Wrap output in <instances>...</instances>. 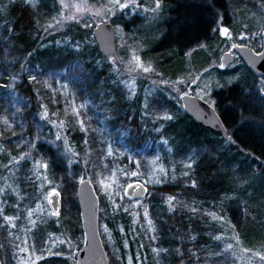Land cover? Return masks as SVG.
Listing matches in <instances>:
<instances>
[{
	"label": "trees",
	"instance_id": "trees-1",
	"mask_svg": "<svg viewBox=\"0 0 264 264\" xmlns=\"http://www.w3.org/2000/svg\"><path fill=\"white\" fill-rule=\"evenodd\" d=\"M32 1L35 5L29 6L25 0H15L14 5L0 0L1 169L17 163L27 166L26 159L36 165L43 161L50 182L57 183L60 192H74L69 203L61 195L60 216L75 215L79 237L76 186L89 180L98 197L97 226L108 264H264V237L252 217L254 195L244 191L246 175L264 166V101L251 96L255 82H222L212 89L210 97L226 136L192 120L171 93L168 101L152 96L147 107L138 89L146 85L170 92L171 79L158 72L169 59L161 63L149 59L167 53L183 56L214 40L218 26L236 33L233 11L254 9L264 0H161L167 2V17L150 36L152 46L140 53L126 39L151 69L132 72L130 78L116 54L105 57L94 44L91 31L102 22L99 18L61 23V3ZM115 20L109 22L121 24L124 36L140 23L135 17L122 23ZM236 61L254 80L264 78L237 56ZM234 70L219 71V80ZM191 71L190 78L199 69ZM69 78L90 85L93 92L70 94L64 85ZM123 85L136 102L112 99ZM170 119L173 131L163 128ZM56 135L74 152L76 164L71 169L57 151L45 148ZM223 156L237 159L240 192H231L230 181L223 179L228 177L220 171ZM148 161L162 167L160 183L142 175L129 177L136 169L146 174ZM38 176L25 173L24 179L32 182ZM102 180L105 187H100ZM133 181L145 185L143 198L124 196L125 186ZM25 188L23 181L21 192ZM257 196L263 209L264 195Z\"/></svg>",
	"mask_w": 264,
	"mask_h": 264
},
{
	"label": "rangeland",
	"instance_id": "rangeland-1",
	"mask_svg": "<svg viewBox=\"0 0 264 264\" xmlns=\"http://www.w3.org/2000/svg\"><path fill=\"white\" fill-rule=\"evenodd\" d=\"M1 1L8 4L11 2L14 5L15 0ZM25 1L29 6L35 5L32 0ZM57 2L61 3V5L59 4L61 23L95 20L97 18L102 22H109L110 18H116L117 23H122L123 21L128 22L127 20L130 17L137 18V22L140 23H135L130 28L131 31L125 34L126 38L121 24L120 26L118 24L113 25L117 47L115 58L119 60L120 64L122 63L123 68L129 75L128 78L131 77L132 72H149L144 69H150V66L141 60L140 56L131 48V43L126 39L133 41L140 53L145 52L147 48L152 46L153 42L150 40V36L158 32L161 29V24L166 20L167 2L161 0H94V2H88L87 0H57ZM157 4H159V7H157ZM121 5H126V7H121ZM35 8L33 7L34 13L40 15ZM262 12H264V2L254 9L235 10V14L233 11L232 15L236 19L232 27L237 31L236 33L232 31L231 27L218 26L217 37L214 40L208 44L198 46V48L183 56L178 57L167 53L149 59L153 63L157 60L161 63L165 59H169L168 63L161 66L158 72L161 76L171 79L169 82L171 87L170 92H167L163 88L140 85L138 88L139 95L146 102V106L151 107L152 102L148 100L152 96L156 101L159 99L168 101L171 94L177 100L183 94H190L199 97L214 108V101L210 97V93L213 88H220V84L224 82L227 85L236 82L252 85L255 82L253 90L250 91L251 96H258L261 101H264V78L257 77V80H254L244 65L236 61V56L226 66H222L220 62L222 54L233 46H248L256 52L261 49V32L264 24V13L262 14ZM224 29L228 30L229 36L224 35ZM195 68L199 71L193 73L190 78L193 72L191 69ZM225 70L234 71L224 76V80L221 81L219 80V71ZM154 72L156 73V70ZM132 80H128L127 85L133 89ZM77 81V79L69 78L64 82V85H67L71 90L70 94H76L80 90L93 92L90 85ZM107 91L110 92L109 89ZM112 94L114 100L118 98L123 101L128 98L137 101V99H133L134 96L129 97L124 85L119 90L115 89ZM173 112L179 113L178 111ZM167 114L172 117V113ZM173 122L174 119L165 120L163 128L168 130L171 128L173 131ZM45 145V148H50L59 153L68 169L76 164L74 152L69 150L65 140L60 139L59 136L56 135L54 140ZM224 159H227L225 163L223 162ZM25 161L28 162V165L24 167L21 163L11 165L8 168L3 166L1 169L0 167L1 258L5 261V264H37L38 262L39 264H74L77 248L83 241V236L79 237L76 232L78 230L76 217L75 215L60 216L61 209L59 213L53 214L47 205V197L52 192H58L60 196H64L68 203L74 192L71 189L60 192L57 183H51L50 179L47 178L43 161L37 165L33 160L26 159ZM222 162L227 167H224ZM145 165L146 174L144 171L136 169L129 172V177L142 175L149 182L160 183V172L162 170L160 164L155 165L152 161H148ZM219 166L220 171L228 174V177L223 179L230 181L231 192H240L237 159L231 156L228 158L223 156L219 160ZM76 169L78 170L77 166ZM259 171L255 169L252 174L248 173L246 175V189L244 191L251 192V195H254L253 223L260 227L258 230L264 237V208L260 209L262 207L257 196L259 192L264 195V166ZM36 172L39 176L35 181L30 182L24 179L25 173L35 176ZM23 181L26 184L25 192H21ZM106 185V182L102 180L100 187ZM3 208L8 209L11 214H3ZM58 217L59 219H57ZM259 222H262L263 226H259ZM101 227L104 229L102 225ZM98 228L100 235L99 224ZM104 240L107 242L109 239L104 236ZM135 247L138 248L136 244Z\"/></svg>",
	"mask_w": 264,
	"mask_h": 264
},
{
	"label": "water",
	"instance_id": "water-1",
	"mask_svg": "<svg viewBox=\"0 0 264 264\" xmlns=\"http://www.w3.org/2000/svg\"><path fill=\"white\" fill-rule=\"evenodd\" d=\"M91 37L103 56L111 57L116 54L114 27L110 22L96 23L91 31ZM261 39L262 45L258 52L248 46H233L222 54L221 65L230 64L235 55L255 74L264 77V24ZM180 103L189 117L201 127L214 134L227 135V129L219 114L207 102L197 96L183 94L180 96ZM123 194L129 200L141 199L146 195V187L139 181H133L125 186ZM76 202L83 243L76 253L75 264H108L97 226L98 197L89 180L82 179L77 183ZM59 203L58 194L52 192L48 197V206L52 213L59 211Z\"/></svg>",
	"mask_w": 264,
	"mask_h": 264
},
{
	"label": "flooded vegetation",
	"instance_id": "flooded-vegetation-1",
	"mask_svg": "<svg viewBox=\"0 0 264 264\" xmlns=\"http://www.w3.org/2000/svg\"><path fill=\"white\" fill-rule=\"evenodd\" d=\"M57 194H58V196H59V201H60V203H59V211H60V209H61V196H60V194L58 193V192H56ZM51 194V193H50ZM49 194V195H50ZM49 195H48V197H49ZM48 197H47V205H48ZM48 208H49V206H48ZM50 210V209H49ZM59 211L57 212V213H59ZM51 212V211H50ZM52 213V212H51ZM57 213H53V214H57ZM82 236H83V234H82ZM82 243H83V241H82ZM81 246V245H80ZM80 246H79V248H80ZM79 248L77 249V251L79 250ZM77 253V252H76ZM76 256V255H75ZM3 262V260H2V258H1V255H0V264H3L2 263Z\"/></svg>",
	"mask_w": 264,
	"mask_h": 264
},
{
	"label": "snow or ice",
	"instance_id": "snow-or-ice-1",
	"mask_svg": "<svg viewBox=\"0 0 264 264\" xmlns=\"http://www.w3.org/2000/svg\"><path fill=\"white\" fill-rule=\"evenodd\" d=\"M65 6L67 7V5H65ZM121 7H126V5H121ZM157 7H159V4H157ZM223 31H224V35H225V36H229V35H230V33L228 32L227 29H224ZM144 70H145V71H150L151 69H149V68H145ZM133 175H135V173H133ZM170 199H171V198H170Z\"/></svg>",
	"mask_w": 264,
	"mask_h": 264
}]
</instances>
